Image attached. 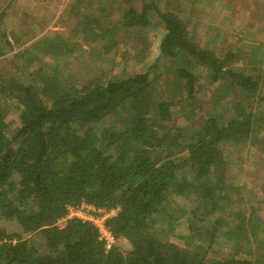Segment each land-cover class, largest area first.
<instances>
[{"label":"trees","instance_id":"obj_1","mask_svg":"<svg viewBox=\"0 0 264 264\" xmlns=\"http://www.w3.org/2000/svg\"><path fill=\"white\" fill-rule=\"evenodd\" d=\"M103 5L92 19L80 17L78 31L106 50L120 46L123 32L134 34L141 47L131 57L142 69L79 80L47 64L15 74L0 60V221L21 229L0 226V264H264V201L241 186L254 195L245 205L226 154L244 144L264 153V115L237 97L225 118L203 116L198 95L204 79L214 102L254 96L259 67L253 75L236 65V51L201 45L190 20L159 0L130 2L108 26ZM148 30L160 33L152 62H145L154 43ZM13 50L0 34V57ZM161 59L169 63L162 87ZM83 203L117 210L105 221L115 237L109 248L92 222L67 216ZM185 214L189 233L181 235Z\"/></svg>","mask_w":264,"mask_h":264},{"label":"rangeland","instance_id":"obj_2","mask_svg":"<svg viewBox=\"0 0 264 264\" xmlns=\"http://www.w3.org/2000/svg\"><path fill=\"white\" fill-rule=\"evenodd\" d=\"M130 2L140 5V0H0V10L7 5L0 25V34L6 33L14 44V50L8 51L5 56L0 57V60L7 62V68L15 74H20L21 71L29 72L39 65L47 64L49 68L58 66L62 73L75 79L78 77L79 80L99 76L102 72L106 73L104 77L116 75L121 73L124 67L132 70L142 69L144 63L138 64L139 62L131 57L136 47L140 46L134 34L123 32L119 38L117 37L121 43L120 46L106 50L101 39L88 41L87 35L84 36L83 32L78 31L81 28L80 17L89 15L92 19L103 3L106 14L102 19L108 26L109 22L115 23L120 19V15ZM159 2L162 8L167 7L190 20V30L195 32V38L201 45L216 48L221 54L227 49L236 51L239 53L236 65L246 66L253 75L251 69L259 67L258 72L255 71L260 75L258 94L247 98L235 92V94L214 102L213 96L207 93L211 84L200 79L198 95L202 108H204L201 110L203 116L207 113H218L225 118L233 112V104L237 97L241 100L240 103H249L251 108L259 111L263 116L264 0H159ZM151 17L154 25H157L160 17L157 14ZM158 31L161 30L158 29ZM147 32L151 39L160 35L158 32H154V35L150 30ZM13 34L18 36L19 45ZM52 42L60 47L64 45V48L61 51H55L50 46ZM72 48L73 51H69ZM158 54L157 39L154 37L151 52L145 62H152ZM22 55L31 59L30 65H26ZM168 64L166 59L160 60L158 70L162 75L161 87L165 82V69ZM256 96L262 101L257 102ZM179 122L189 124L185 118L179 119ZM227 149L226 154L231 159V182L251 189L257 194L256 198L264 201V192L260 188L264 179V153H261L259 146L253 147L249 144L238 148L227 147ZM243 191L248 195L243 197L246 205V202L248 203L254 195L245 189ZM176 200L187 210H191V201L183 197H178ZM262 212L264 214V205ZM186 214L177 228L181 235L189 233ZM261 216L264 217V215ZM64 223L65 221L61 220L59 225L62 227ZM0 226L5 227L9 232L21 231L18 224L11 220H1ZM170 239L180 245L186 244L181 237L171 236ZM258 239H263V236ZM260 242L253 239L252 244L259 246ZM120 244L124 246L123 242ZM217 248L220 249V245ZM216 251L219 250L216 249Z\"/></svg>","mask_w":264,"mask_h":264},{"label":"built area","instance_id":"obj_3","mask_svg":"<svg viewBox=\"0 0 264 264\" xmlns=\"http://www.w3.org/2000/svg\"><path fill=\"white\" fill-rule=\"evenodd\" d=\"M116 211V209L106 210L104 208H97L92 204L83 203L79 206H70L67 216L70 218L78 217L92 222L98 229V238L104 240L106 247L109 248L115 243V237L105 221L108 217L114 215Z\"/></svg>","mask_w":264,"mask_h":264}]
</instances>
